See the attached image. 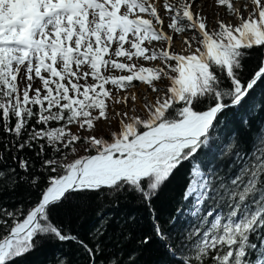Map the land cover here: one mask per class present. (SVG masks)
<instances>
[{"label":"snow or ice","instance_id":"snow-or-ice-1","mask_svg":"<svg viewBox=\"0 0 264 264\" xmlns=\"http://www.w3.org/2000/svg\"><path fill=\"white\" fill-rule=\"evenodd\" d=\"M0 264H264V0H0Z\"/></svg>","mask_w":264,"mask_h":264}]
</instances>
